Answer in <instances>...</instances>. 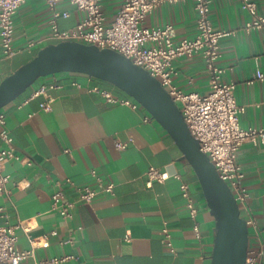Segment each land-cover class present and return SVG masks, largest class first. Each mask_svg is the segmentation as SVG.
Instances as JSON below:
<instances>
[{
  "label": "crops",
  "instance_id": "1",
  "mask_svg": "<svg viewBox=\"0 0 264 264\" xmlns=\"http://www.w3.org/2000/svg\"><path fill=\"white\" fill-rule=\"evenodd\" d=\"M254 1L264 15V0ZM120 2L102 0L106 24L112 21ZM56 6L69 13L57 19L62 29L75 26L84 17V11L68 0H59ZM50 17L44 0H25L13 14L14 53L5 57L0 44V82L41 47L56 42L50 37ZM209 17L214 28L230 31L219 40L217 63L226 67L222 79L235 83V99L244 105L239 123L242 127H264V34L259 29L244 28L250 16L237 0H211ZM167 23L174 26L176 40L194 37L193 0L162 3L143 21L148 27ZM174 67L172 80L177 87L200 94L208 91V72L201 54L178 57ZM257 71L263 78L255 76ZM73 79L81 87L71 84ZM51 82L61 85L47 87L53 100L51 108L43 110L39 103L44 96L30 95ZM96 82L118 99L130 97L108 82L60 72L38 77L1 108L6 121L0 129L12 136L15 152L31 160L28 164L11 158L3 165V172L9 175V193L0 194V205L8 223L22 221L28 229H16L15 247L29 249V239H34L31 256L20 264H44L47 259L67 255L72 257L54 264H210L215 220L192 167L182 158L171 135L143 106L106 100L87 88ZM117 141L127 145L119 148ZM2 144L0 138V147ZM237 161L249 193L247 206L258 230L256 238L253 227L247 226L248 246L262 245L264 264V144L244 142L237 151ZM149 166L170 176L148 181L145 171ZM91 169L104 183H113L112 193L98 186ZM174 173L190 185L198 207L195 220L188 213ZM66 177L97 191L88 203L76 201L72 216L63 220L51 207L50 195L61 189L67 198L76 199ZM195 221L198 236L193 230ZM164 225L174 252L165 243ZM43 238L48 241L46 246L40 245Z\"/></svg>",
  "mask_w": 264,
  "mask_h": 264
},
{
  "label": "built area",
  "instance_id": "2",
  "mask_svg": "<svg viewBox=\"0 0 264 264\" xmlns=\"http://www.w3.org/2000/svg\"><path fill=\"white\" fill-rule=\"evenodd\" d=\"M51 11L50 37L56 42L63 40L80 41L87 44H95L100 48H112L131 61L146 69L157 78L160 84L168 91L173 101L177 103L189 132L197 139L199 148L208 155L219 177L229 186L242 217L247 226H252L255 237L258 230L249 207L247 198L249 193L243 183L244 172L237 161V151L244 142L263 143L264 127H242L239 123V115L244 110V105L239 104L234 95L235 83L224 81L222 75L226 67L217 63L220 56L219 40L230 33L225 29L214 28L209 17L211 0H193L196 12V35L192 38L183 37L175 39V28L167 23L163 26H144L143 21L147 14L162 3H175L181 0H121L112 21L105 23V14L102 10V0H68L76 8L84 11V17L75 26L62 29L58 25L59 17H67V10L57 9L59 0H44ZM241 7L249 14V19L244 23V28L259 29L264 34V15L257 10L254 0H237ZM25 2V0H0V44L5 57L14 53L12 45L14 34L13 14ZM32 45V42L28 44ZM201 54L208 72L209 89L200 94L197 91L186 92L173 83V75L176 73L174 60L181 56ZM89 80L96 79L84 74ZM257 78H263V73L257 71ZM71 84L81 87V84L73 79ZM61 84L51 82L42 84L30 98L42 94L44 99L39 107L43 110L51 108L53 98L46 92L47 87H57ZM89 90L99 92L108 101L119 100L122 103L135 107L138 103L132 97L118 99L106 86L93 83L87 87ZM5 114L0 108V125L5 124ZM0 138L3 142L0 147V194H8L7 182L9 175L3 172L4 163L11 159H21L31 163L27 157H21L15 152L12 136L4 128L0 129ZM119 148H124L127 142L117 141ZM97 180L98 186L113 192V183H104L94 169H91ZM145 174L148 181H163L170 175L155 166H149ZM173 177L179 180L180 193L185 201L188 213L195 220L198 207L195 198L190 192V185L179 173ZM65 182L73 186L76 199L67 198L63 190L56 189L51 195V207L57 211L63 220L72 216V207L76 201L90 202L97 189L89 185H77L70 177ZM4 207L0 205V264H20L22 260L31 256L34 239L30 238L32 246L29 249L19 250L15 247L17 239L16 229L27 227L19 221L10 224L6 220ZM78 226L77 228H80ZM195 234L199 235L198 224H193ZM51 233H55L54 230ZM164 240L172 252L174 249L170 240V233L166 225L163 226ZM128 238V236H126ZM48 241L43 238L40 245L46 246ZM262 245L256 244L247 247L244 264H261ZM72 255L53 257L43 261L44 264H54L57 261L71 258Z\"/></svg>",
  "mask_w": 264,
  "mask_h": 264
},
{
  "label": "water",
  "instance_id": "3",
  "mask_svg": "<svg viewBox=\"0 0 264 264\" xmlns=\"http://www.w3.org/2000/svg\"><path fill=\"white\" fill-rule=\"evenodd\" d=\"M60 72L81 73L120 89L156 119L192 167L212 214L214 238L210 264H244L248 228L227 183L209 157L199 148L168 91L143 67L120 52L95 44L63 40L41 47L0 82V108L20 95L41 76Z\"/></svg>",
  "mask_w": 264,
  "mask_h": 264
}]
</instances>
